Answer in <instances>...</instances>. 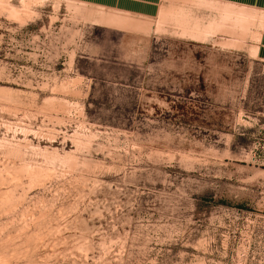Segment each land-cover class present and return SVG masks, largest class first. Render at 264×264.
I'll return each instance as SVG.
<instances>
[{"label": "rangeland", "instance_id": "1", "mask_svg": "<svg viewBox=\"0 0 264 264\" xmlns=\"http://www.w3.org/2000/svg\"><path fill=\"white\" fill-rule=\"evenodd\" d=\"M181 1L0 0V264H264V13Z\"/></svg>", "mask_w": 264, "mask_h": 264}, {"label": "crops", "instance_id": "2", "mask_svg": "<svg viewBox=\"0 0 264 264\" xmlns=\"http://www.w3.org/2000/svg\"><path fill=\"white\" fill-rule=\"evenodd\" d=\"M119 13L127 17L155 19L163 7L164 0H67ZM169 4V3H168ZM178 10L187 19L219 20L228 19L230 11L236 9H256L264 13V0H182ZM172 5V4H171ZM264 38V36H262ZM261 37V41H262Z\"/></svg>", "mask_w": 264, "mask_h": 264}]
</instances>
